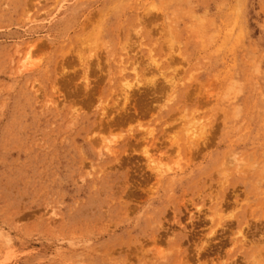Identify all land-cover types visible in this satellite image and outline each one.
Masks as SVG:
<instances>
[{
	"label": "rangeland",
	"instance_id": "374dc122",
	"mask_svg": "<svg viewBox=\"0 0 264 264\" xmlns=\"http://www.w3.org/2000/svg\"><path fill=\"white\" fill-rule=\"evenodd\" d=\"M0 264H264V0H0Z\"/></svg>",
	"mask_w": 264,
	"mask_h": 264
},
{
	"label": "bare ground",
	"instance_id": "6f19581e",
	"mask_svg": "<svg viewBox=\"0 0 264 264\" xmlns=\"http://www.w3.org/2000/svg\"><path fill=\"white\" fill-rule=\"evenodd\" d=\"M134 69H135V68H134ZM170 82H171V81H170ZM173 83H175V82H173ZM173 85H174V84H173ZM126 86H127V85H125V87H126ZM151 86H152V85H151ZM170 86H171V85H170ZM126 94H127V93H126ZM127 95H128V94H127ZM124 98L127 99V97H124ZM126 101H127V100H126ZM125 103H126V102H125ZM140 115H141V114H140ZM193 133H194V132H192L191 134L193 135ZM189 134H190V133H189ZM192 138H193V137H192ZM190 141H191V140H190ZM147 158H148V157H147ZM148 161H149V160H148ZM158 164H159V163H158ZM150 165H151V164H150ZM147 166H148V165H147ZM157 166H158V165H157ZM157 166H156V167H157ZM160 166H162V165H160ZM157 168H158V167H157ZM157 168H155V170H157ZM158 170H160V169H158ZM160 171H162V169H161ZM156 172H158V171H156ZM156 172H155V173H156ZM156 175H158V174H156ZM160 175H161V173H160L158 176H160ZM161 176H162V175H161Z\"/></svg>",
	"mask_w": 264,
	"mask_h": 264
}]
</instances>
